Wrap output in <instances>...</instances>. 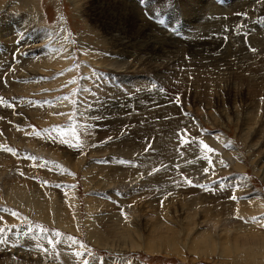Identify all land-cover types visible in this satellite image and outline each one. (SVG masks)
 <instances>
[{"label":"rangeland","instance_id":"rangeland-1","mask_svg":"<svg viewBox=\"0 0 264 264\" xmlns=\"http://www.w3.org/2000/svg\"><path fill=\"white\" fill-rule=\"evenodd\" d=\"M199 1L0 0V264H264V0Z\"/></svg>","mask_w":264,"mask_h":264},{"label":"bare ground","instance_id":"bare-ground-1","mask_svg":"<svg viewBox=\"0 0 264 264\" xmlns=\"http://www.w3.org/2000/svg\"><path fill=\"white\" fill-rule=\"evenodd\" d=\"M192 1V0H191ZM199 1V0H198ZM109 2V1H108ZM113 2V1H112ZM115 2V1H114ZM196 2V1H195ZM107 3V2H106ZM126 3V2H125ZM199 3H200V1H199ZM97 4V3H96ZM102 4V3H101ZM113 4V3H112ZM111 4V5H112ZM197 4V3H196ZM131 5V4H130ZM257 5V4H256ZM259 5V4H258ZM132 6V5H131ZM250 6V5H249ZM262 6V5H261ZM95 7V6H94ZM103 7V6H102ZM247 7V6H246ZM259 7V6H258ZM135 9V8H134ZM138 9V8H137ZM136 9V10H137ZM256 9H257V7H256ZM259 10H261V9H259ZM256 11V10H255ZM262 11V10H261ZM88 12V11H87ZM112 13V12H111ZM134 13H136V12H134ZM253 13V12H252ZM116 17H118V20L117 21H120L121 23H122V25H123V21H125V18H126V21H127V17L126 16H128L129 17V20L131 19V20H133V23H134V25H131V28L130 29H127L126 30V27L124 26V27H122L121 25H120V23H118V22H115V23H113V21H111V22H108L109 23V25H112L111 27H112V29H114V30H116V31H118L122 36H120V38L122 39V41H124V42H126V40H128V38L129 37H139L141 34H140V31L142 30V33H146L147 34V36L149 35L150 36V34L148 33V28L146 27V25H144L143 24V20L141 21L138 17H135V15H133V12H132V9L130 10L129 8H125V7H123V8H118V9H116ZM139 15V14H138ZM235 15V14H234ZM238 17V16H237ZM241 17V16H240ZM148 19V18H147ZM233 19V18H232ZM235 19V18H234ZM233 21V20H232ZM231 21V22H232ZM227 22H230V19H229V21H227ZM226 22V23H227ZM227 26V25H226ZM232 26V25H231ZM130 27V26H129ZM108 28V27H107ZM108 31V30H107ZM211 31V30H210ZM160 32V31H159ZM158 32V33H159ZM213 32V31H212ZM220 32V31H219ZM231 32V31H230ZM117 33V32H116ZM116 33H115V36H116ZM113 34V33H112ZM216 35V34H215ZM114 36V35H113ZM143 36V34L141 35V37ZM147 37V40H143L142 41V43H149V41H150V43H151V40H150V37ZM108 37V36H107ZM144 37V36H143ZM123 38H127V39H123ZM163 38V37H162ZM187 38V37H186ZM190 38V37H189ZM221 38V37H220ZM146 39V38H145ZM153 39V38H152ZM156 39H157V37H156ZM159 39V38H158ZM251 39V38H250ZM255 39V38H254ZM106 40V39H105ZM149 40V41H148ZM166 40V39H165ZM212 40V39H211ZM132 41V40H131ZM130 41V42H131ZM154 41V40H153ZM210 41V40H209ZM134 42V41H133ZM132 42V43H133ZM254 42H255V40H254ZM138 43V42H137ZM212 43H213V41H212ZM256 43V42H255ZM152 44V49L154 48V47H159L160 46V44L157 42V43H155V42H152L151 43ZM168 44V43H167ZM259 44V43H258ZM126 45V44H125ZM129 45V44H128ZM143 45V44H142ZM169 45V44H168ZM122 46V45H121ZM131 46V45H130ZM148 46H149V44H148ZM165 46V45H164ZM209 46V45H208ZM207 46V47H208ZM236 46V45H235ZM142 47V46H141ZM145 47H147L146 45H145ZM179 47V46H178ZM211 47V46H210ZM116 48V47H115ZM126 48H128V47H126ZM132 48V47H131ZM184 48H186V47H184ZM123 49H124V47H123ZM123 49H122V51H123ZM137 49V48H136ZM143 49V48H142ZM150 49V48H149ZM179 49V48H178ZM213 49V48H212ZM238 49V48H237ZM244 49V48H243ZM160 50V49H159ZM165 50V49H164ZM211 50V49H210ZM228 50V49H227ZM239 50H242V49H239ZM124 51H125V49H124ZM127 51V50H126ZM134 51H137V50H134ZM141 51V50H140ZM143 51V50H142ZM145 51V50H144ZM168 51V50H167ZM180 51V50H179ZM245 51V50H244ZM113 52V51H112ZM121 52V51H120ZM171 52V51H170ZM205 52V51H204ZM211 52V51H210ZM235 52V51H234ZM261 52V51H260ZM105 53V52H104ZM137 53V52H136ZM135 53V54H136ZM224 53V52H223ZM183 54H184V52H183ZM214 54V53H213ZM260 54V53H259ZM146 55V54H145ZM165 55V54H164ZM199 55V54H198ZM201 55V54H200ZM8 56V55H7ZM129 56H131V54L129 55ZM158 56V55H157ZM169 56H170V53H169ZM205 56V55H204ZM226 56V55H225ZM139 57H140V55H139ZM159 57V56H158ZM131 58V57H130ZM153 58V57H152ZM155 58V57H154ZM205 58V57H204ZM157 59V58H156ZM246 61V60H245ZM252 61V60H251ZM136 61H134V63H135ZM138 62V61H137ZM147 62V61H146ZM156 62V61H155ZM200 62V61H199ZM145 63V62H144ZM151 63V62H150ZM169 63V62H168ZM115 64V63H114ZM147 64V63H146ZM153 64H155L154 62H153ZM158 64V63H157ZM167 64V63H166ZM263 64V63H262ZM156 65V64H155ZM223 65V64H222ZM241 65V64H240ZM255 65V64H254ZM261 65V64H260ZM159 66V65H158ZM233 66V65H232ZM242 66V65H241ZM252 66V65H251ZM262 66V65H261ZM136 67V66H135ZM141 67V66H140ZM181 67V66H180ZM260 67V66H259ZM153 68H154V66H153ZM177 69V68H176ZM260 70V69H259ZM179 71V70H178ZM201 71V70H200ZM250 71V70H249ZM262 71V70H261ZM198 73V72H197ZM201 73V72H200ZM206 73V72H205ZM251 73H252V71H251ZM259 73V72H258ZM250 74V73H249ZM252 78V77H251ZM164 79V78H163ZM181 80V79H180ZM186 80V79H185ZM250 80V79H249ZM183 81V80H182ZM202 81V80H201ZM260 82V81H259ZM258 83V82H257ZM256 84V83H255ZM149 85V84H148ZM179 85V84H178ZM255 86V85H254ZM236 87V86H235ZM260 87V86H259ZM262 90V89H261ZM126 94H128V93H126ZM144 94V93H143ZM158 94V93H157ZM139 95V94H138ZM147 95H148V93H147ZM247 95V94H246ZM129 96H132V95H128V97ZM127 97V98H128ZM133 99L132 97H129L128 99ZM122 99V98H121ZM130 99V100H131ZM136 99H138V98H136ZM145 99V98H144ZM123 100V99H122ZM139 100V99H138ZM137 100V101H138ZM141 100V99H140ZM123 101H126V99L125 100H123ZM159 101V100H158ZM129 102V101H128ZM127 102V103H128ZM131 102H132V100H131ZM109 103V102H108ZM139 103V102H138ZM116 104V103H115ZM114 104V105H115ZM112 105V104H111ZM145 105V104H144ZM113 106V105H112ZM115 106H118V105H115ZM120 106V105H119ZM141 106V105H140ZM104 107V106H103ZM122 108V107H121ZM105 109V108H104ZM104 111V110H103ZM116 111V110H115ZM112 112H114V111H112ZM15 192V191H14ZM131 194V193H130ZM17 202V201H16ZM18 203V204H17ZM16 204L20 207V208H22V209H24V210H26V211H28V212H30V214H31V216H33V217H35V216H38V217H41L42 219H46L47 220V217L46 218H44L43 217V215H45L46 214V212L45 211H43L44 209H43V207L40 205V204H34V203H32V206H30V204H27V203H29V202H23L22 200L20 201V202H17ZM17 208V207H16ZM50 208H51V206H50ZM107 208V207H106ZM52 210V209H51ZM56 210L57 209H53L52 211L54 212H56ZM43 212V213H42ZM49 212H50V210H49ZM52 212V213H53ZM36 214H38V215H36ZM50 215H51V213H50ZM48 216V215H47ZM61 217H62V214H60V216H59V214L58 215H56L55 216V218L57 219H60V220H62L63 221V223H66V220H64V218H62L61 219ZM186 221V220H185ZM190 223V222H189ZM163 224V223H162ZM194 224V223H193ZM70 225V224H69ZM87 225L88 226H90L89 225V222H87ZM95 227V226H94ZM158 227V226H157ZM153 228V227H152ZM155 228V227H154ZM93 229H97V228H93ZM161 229V228H160ZM169 229V228H168ZM95 231V233L94 234H91L92 235V238L95 240H93L92 242H94V243H100V242H104V241H107L108 240V234H105V232L104 231H101V230H94ZM158 231V230H157ZM86 232V231H85ZM152 232V231H151ZM168 232V231H167ZM166 232V233H167ZM88 233V232H87ZM154 233V232H153ZM157 233V232H156ZM165 233V234H166ZM164 234V233H163ZM168 234V233H167ZM118 236V235H117ZM121 236V235H120ZM125 236V235H124ZM127 236V235H126ZM156 236H157V234H156ZM160 236H162L161 234L159 235V237ZM167 236V235H166ZM212 238H214L213 236H211ZM125 238V237H124ZM197 238H198V240H200V241H210L211 242V238H210V235H208V234H204V233H202V234H198V236H197ZM213 240V239H212ZM264 240V239H263ZM136 241V240H135ZM159 241H160V239H159ZM221 241V240H220ZM259 241V240H258ZM111 242V241H110ZM113 242V241H112ZM121 242V241H120ZM161 242V241H160ZM253 242V241H252ZM261 242V241H260ZM106 243V242H105ZM125 243V242H124ZM129 243H131V242H129ZM263 243V242H262ZM108 244V243H107ZM115 244H116V242H115ZM127 244V243H126ZM143 244V243H142ZM211 244H212V242H211ZM114 245V244H113ZM130 245H132V243L130 244ZM148 246V245H147ZM243 246V245H242ZM261 246H263V245H261ZM145 248H146V246H144ZM108 248V247H107ZM114 248V247H113ZM133 248V247H132ZM150 247H148V249H149ZM130 250V249H129Z\"/></svg>","mask_w":264,"mask_h":264},{"label":"snow or ice","instance_id":"snow-or-ice-1","mask_svg":"<svg viewBox=\"0 0 264 264\" xmlns=\"http://www.w3.org/2000/svg\"><path fill=\"white\" fill-rule=\"evenodd\" d=\"M73 82H74V81H73ZM65 99H67V98H65ZM61 115H62V113H61ZM73 135L75 136L76 140L78 141V140H79V136L75 133V130H74V129H73ZM70 146H71V145H70ZM201 146H202L203 149H205V150H206L207 152H209V153H211V152L214 151L213 149L209 148L206 144H203V142H201ZM9 151H10V149H9ZM205 159H207V157H205ZM208 163H209L210 166L212 165V161H211L210 159H208ZM204 172H205V174H206V173L208 172V168H205V169H204ZM233 199H234V197H233ZM255 219H256V218L254 217L253 220H255ZM261 226H264V225H261ZM37 227L40 228L41 226L37 225ZM3 231H4L3 229H0V232H3ZM29 231H31V229H29ZM41 231H42V232H46L47 230L41 228ZM53 235H54V236H59V235H61V234H60L59 232H55V233H53ZM55 243L58 244L59 241H55ZM73 243H75V241H73ZM48 244L54 246V241L51 240V239H49V240H48ZM88 254L91 255V253H88ZM75 255H76V256H81V255H83V254H82V253H79V252H76ZM84 264H89V261H88V260H84Z\"/></svg>","mask_w":264,"mask_h":264}]
</instances>
